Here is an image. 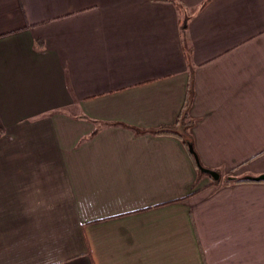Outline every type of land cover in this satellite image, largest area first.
Segmentation results:
<instances>
[{
  "label": "crops",
  "instance_id": "obj_1",
  "mask_svg": "<svg viewBox=\"0 0 264 264\" xmlns=\"http://www.w3.org/2000/svg\"><path fill=\"white\" fill-rule=\"evenodd\" d=\"M203 1L0 0V264H264L184 141L264 178V0Z\"/></svg>",
  "mask_w": 264,
  "mask_h": 264
},
{
  "label": "trees",
  "instance_id": "obj_2",
  "mask_svg": "<svg viewBox=\"0 0 264 264\" xmlns=\"http://www.w3.org/2000/svg\"><path fill=\"white\" fill-rule=\"evenodd\" d=\"M174 1V0H173ZM211 0H204L202 5H201V8L206 6ZM177 4L181 5V3L177 2ZM187 26V22L185 20V22L182 24V29L184 30ZM190 123L191 121L187 119V116L184 115L183 116V121H182V124H184L185 126H190ZM159 132L161 133H175L174 130L172 129H162L160 130ZM186 145H187V148L189 149V152L190 154L193 156L194 158V162H195V165H196V168H197V171H198V174H199V177H204L206 175L210 176L211 177V174L209 173L210 169L207 168L206 166H204L198 156H197V153L195 151V148H194V145L193 143L191 142L190 138L187 136L186 139L184 140ZM242 181H264V178L263 177H238V176H235V177H226L224 178V184L225 185H230L232 183H237V182H242Z\"/></svg>",
  "mask_w": 264,
  "mask_h": 264
},
{
  "label": "rangeland",
  "instance_id": "obj_3",
  "mask_svg": "<svg viewBox=\"0 0 264 264\" xmlns=\"http://www.w3.org/2000/svg\"><path fill=\"white\" fill-rule=\"evenodd\" d=\"M209 173L211 174L212 184L216 187H220L224 184V178L226 177H235L233 171L224 172L222 169H210Z\"/></svg>",
  "mask_w": 264,
  "mask_h": 264
}]
</instances>
